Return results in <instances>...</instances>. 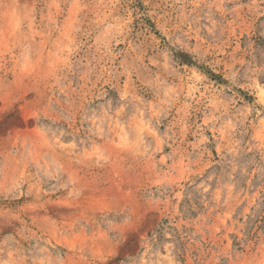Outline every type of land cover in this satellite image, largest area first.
<instances>
[{
	"label": "rangeland",
	"instance_id": "rangeland-1",
	"mask_svg": "<svg viewBox=\"0 0 264 264\" xmlns=\"http://www.w3.org/2000/svg\"><path fill=\"white\" fill-rule=\"evenodd\" d=\"M0 264H264V0H0Z\"/></svg>",
	"mask_w": 264,
	"mask_h": 264
}]
</instances>
